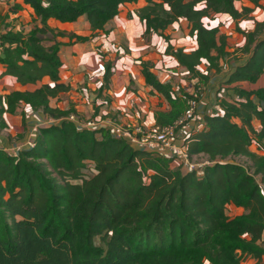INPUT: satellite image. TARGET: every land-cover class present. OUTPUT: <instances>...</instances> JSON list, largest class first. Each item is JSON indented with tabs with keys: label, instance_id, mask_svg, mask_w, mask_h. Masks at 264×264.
Instances as JSON below:
<instances>
[{
	"label": "trees",
	"instance_id": "trees-1",
	"mask_svg": "<svg viewBox=\"0 0 264 264\" xmlns=\"http://www.w3.org/2000/svg\"><path fill=\"white\" fill-rule=\"evenodd\" d=\"M23 1L39 25L28 32L2 33L0 28L3 75L23 86L45 78L55 86L8 95L0 115L14 114L24 103L60 123L41 128L33 149L17 156L0 150V264H242L246 256L261 261L264 155L252 147L264 152V86L252 90L243 84H255L264 76V39L259 37L264 22L249 33L237 26L246 44L232 53L228 36L204 23L212 14L237 22L250 19L253 8H237L238 0ZM140 1L146 3L139 15L147 33L162 37L165 54L199 84L207 86L212 72L221 74L232 57H247L225 82L234 98L221 99L219 110L205 117L204 128L186 138L192 157L214 162L203 174L173 168L171 159L135 150L109 130H79L64 119L70 112L49 106L50 98L69 88L60 84L61 44L56 41L64 33L48 21L71 23L85 16L94 32L105 31L121 6ZM248 1L254 8L264 2ZM19 9L15 5L11 13ZM180 20L188 22L196 40L191 52L176 49L165 35ZM141 69L146 84L166 104L159 105L156 125L175 124L187 110L186 95L161 82L146 62ZM110 76L108 65L106 83ZM233 158L248 159L251 170ZM89 164L94 175L87 178ZM229 205L243 213L230 217Z\"/></svg>",
	"mask_w": 264,
	"mask_h": 264
},
{
	"label": "crops",
	"instance_id": "crops-1",
	"mask_svg": "<svg viewBox=\"0 0 264 264\" xmlns=\"http://www.w3.org/2000/svg\"><path fill=\"white\" fill-rule=\"evenodd\" d=\"M263 3L261 2V6L257 8H254L249 1L245 3V7L253 8L250 19L237 22L231 16H225L237 27L239 22L251 20L253 14L261 9ZM15 5L20 9L11 13V8ZM132 6L131 4L121 6L118 16L108 23L105 31L94 32L85 16L71 23H62L56 19L48 21L52 29L64 33L56 41L61 44L60 84L69 88L68 91L50 98L49 106L51 108L77 114L83 120H102L105 122L106 130H109L113 125L141 124L151 127L156 124V112L159 105L163 104V108H165L166 104L164 99L146 84L141 69L142 62L149 64L159 80L164 84H169L177 93L178 88L175 82L169 80L170 77L166 74L168 71L164 70L163 63L168 61L182 70L186 69L179 66L175 58L165 54L167 43L158 34L147 33L146 24L141 20L139 11L135 12ZM0 13L3 18L8 16V19H3L5 23L15 21L16 25L30 23L34 27L39 25L34 10L23 0H0ZM3 20L0 22L2 33L9 29L18 31V29L10 28L7 25L3 26ZM256 23L248 21L245 26L247 31L244 32L254 31ZM225 35L228 36L229 52L232 53L241 48L238 46L230 48V34ZM235 35L236 33L233 32L234 39H236ZM79 37L90 39L87 42H78L77 38ZM259 37L264 39V32ZM3 57L4 54L0 46V99L2 100L0 109L5 105V98L14 92H34L43 85L55 86V83L48 78L36 85L23 86L16 78L3 75L5 71L4 65L1 63ZM246 59L247 57L243 55L232 57V64H227L219 75L212 72V78L226 73L228 74L225 79L227 81L235 67L244 63ZM108 65L111 67V76L106 83L105 73ZM243 85L252 90L259 89L264 86V76L255 84L244 83ZM209 108V105L207 106L203 100L200 102L196 118L186 127L189 129L181 132L183 138L204 128L205 117L213 113ZM51 121H55V124L60 123V120L48 117L42 110H35L24 103L20 104L14 114H1L0 125L4 124L5 126L0 127V150L25 149L29 141L38 138L39 130L50 126ZM254 126L259 129L260 123L255 121ZM252 151L261 155L255 147H252ZM240 159L247 160L246 158ZM172 167H177L174 162ZM228 209H233L236 216L243 213L242 209L234 205H229ZM228 215L232 217L231 214L228 213ZM262 242L264 246V235ZM242 264H264V256L261 261L246 256Z\"/></svg>",
	"mask_w": 264,
	"mask_h": 264
},
{
	"label": "rangeland",
	"instance_id": "rangeland-1",
	"mask_svg": "<svg viewBox=\"0 0 264 264\" xmlns=\"http://www.w3.org/2000/svg\"><path fill=\"white\" fill-rule=\"evenodd\" d=\"M247 0H238L237 2V8L242 9L245 7V3H247ZM250 5V4H249ZM146 6V3L144 1H140L138 4H134L132 8L136 11L141 10ZM251 6V5H250ZM3 13V12H2ZM2 13H0V19L3 18ZM248 21H264V3L261 9H259L255 14H253L251 20ZM248 21H241L237 26L241 28V30L247 31L246 24ZM204 23L207 27H216L219 26L220 30L224 34H230V40L229 45L230 48L232 46H238L242 47L246 43V40L242 34L237 32V27L234 26V23H231L229 21V18L225 16L224 14H212L210 17L204 19ZM231 23V24H230ZM7 25L10 28L23 30L25 32L30 31L33 29V25L30 23L28 25L21 24L16 25L15 21H12L10 23L3 22V26ZM165 32L167 36L171 39V44L176 48H183L187 52H191L196 47V42L194 37L190 34V29L186 21H178L174 25L169 26ZM233 32L236 33V39L232 37ZM242 35V36H241ZM164 70H167L168 76L170 77L169 80L172 82H175L176 87L178 88V94H184L186 95V99L188 100L191 94L194 91H197V87L199 86V92H200V99L203 100L205 103H207V106L209 105V110L212 112L219 110V102L221 99H233L234 93L233 91L228 88L225 85V79L228 74L224 73L225 75L221 76H213L211 79V82L205 86L203 84H199L197 80L192 79V77L189 75V73L186 70H182L176 65H173L172 63H169L166 61V63H163ZM201 71H205V66L200 67ZM200 101V102H201ZM189 129V128H187ZM186 128H182V130H187ZM258 151V150H257ZM256 153V152H255ZM261 155H264V152L259 151ZM193 162L198 165V167L201 170H204L207 166L213 165L214 162L210 161L208 157L206 156H198L195 158H192ZM231 161L235 163H239L246 167L247 169L251 170L252 164L247 159H235L233 158ZM84 174L87 178L92 177L94 175L93 167L91 164L88 165L87 168L84 170ZM203 174V173H201ZM228 213L231 214L232 217L236 216V213L233 209H228Z\"/></svg>",
	"mask_w": 264,
	"mask_h": 264
},
{
	"label": "built area",
	"instance_id": "built-area-1",
	"mask_svg": "<svg viewBox=\"0 0 264 264\" xmlns=\"http://www.w3.org/2000/svg\"><path fill=\"white\" fill-rule=\"evenodd\" d=\"M200 92L194 91L187 100V110L184 115L173 125L158 126L153 125L146 127L145 125L128 124L126 126L113 125L110 129V135L119 140H124L133 149L151 153L160 158L171 159L177 167L181 168L184 173L198 172L203 173L186 147V138H183L182 128L188 125L196 118L200 106ZM76 125L79 130H100L105 129V122L102 120H83L77 114H69L66 119ZM55 124L51 121L49 125ZM37 139H33L27 143L25 149L17 148L14 150H6L10 156H17L23 150L33 149L36 146Z\"/></svg>",
	"mask_w": 264,
	"mask_h": 264
}]
</instances>
